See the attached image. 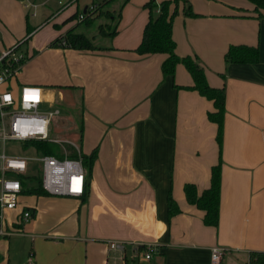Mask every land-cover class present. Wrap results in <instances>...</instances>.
<instances>
[{
  "label": "crops",
  "instance_id": "0c3cea01",
  "mask_svg": "<svg viewBox=\"0 0 264 264\" xmlns=\"http://www.w3.org/2000/svg\"><path fill=\"white\" fill-rule=\"evenodd\" d=\"M148 1L120 8L113 37L99 27H113L118 14L101 8V43L78 51L50 44L70 29L81 34L69 19L103 0H0V32L10 38L0 54L25 39L27 59L11 86H40L42 110L67 97L82 136L63 141L81 152L80 139L87 154L97 148L87 200L33 197L23 235L0 238V264H212L215 248L224 250L220 264H247L250 253L264 252V10L259 17L248 0H190L197 17L179 14L172 24L176 55L197 58L208 85L225 88L219 219L210 227L183 187H209L219 158L217 127L207 119L213 106L185 89L193 81L183 65L163 76L166 55L135 52ZM231 45L258 48V61L226 64ZM168 194L179 209L170 218ZM140 246L155 248L149 260Z\"/></svg>",
  "mask_w": 264,
  "mask_h": 264
},
{
  "label": "trees",
  "instance_id": "16d2710c",
  "mask_svg": "<svg viewBox=\"0 0 264 264\" xmlns=\"http://www.w3.org/2000/svg\"><path fill=\"white\" fill-rule=\"evenodd\" d=\"M113 0H103V2L96 6V13L98 11L99 17L102 13L99 11L105 5ZM254 5V11L260 17V10H264V0H248ZM179 4L183 6L184 17H197L193 13L190 0H164L160 3H156L155 0H149L143 8L148 12V20L145 24L142 32V38L135 49V52L139 55L149 54H164L166 58L161 64V72L163 76H173L175 68L178 64L184 66L186 71L192 78V86L185 87V89L196 91L201 97L207 99L212 103L213 110L207 113V119L214 123L217 127L216 131V143L218 145L219 158L216 165L211 167L210 170V182L209 187L203 190L201 193L197 192L196 187L193 184H185L183 187V193L185 200L188 204L195 206L202 211V222L205 226L216 227L219 219V202H220V188H221V159L220 151L223 139V122L225 115V88L210 87L205 77V70L200 64L197 58L190 56L179 57L175 53V42L172 39V24L175 16L177 15V7ZM89 11L86 8L85 16L82 20H79V15H73L69 20L76 19L79 23L85 22L86 24L93 21L90 19L95 13ZM95 17V18H96ZM118 19L111 28L99 27V35L113 37L116 34ZM30 34L27 26V35ZM20 42V41H18ZM25 42V39L21 40V45ZM64 42V46L61 43ZM51 47L70 48L78 51H89L97 49L91 39L87 38L83 34L75 33L74 29H70L62 36L56 38L51 44ZM258 48L247 45H231L228 47L224 61L226 64H254L258 61ZM24 63V62H23ZM79 134H82V125L79 128ZM29 146L35 148L38 153L53 156L56 158H63L65 151L71 152L70 158H80L82 165L86 171L85 191L81 196V201L84 202L88 198L91 179L92 168L97 158V148L93 149L89 154L85 155L74 151L73 147L68 144L58 145L48 141H31ZM37 177L33 176L28 181L22 179L21 184L23 187V195L42 196L47 195L41 188V179L38 177V184L36 187H32L30 182ZM32 216L34 217L35 211L31 209ZM179 213V209L172 199L171 195L167 197V215L168 218L175 216ZM138 251L147 250L146 246H140ZM224 254V253H223ZM247 264H264V252H252L249 255Z\"/></svg>",
  "mask_w": 264,
  "mask_h": 264
},
{
  "label": "built area",
  "instance_id": "2783aa9c",
  "mask_svg": "<svg viewBox=\"0 0 264 264\" xmlns=\"http://www.w3.org/2000/svg\"><path fill=\"white\" fill-rule=\"evenodd\" d=\"M95 7H88L89 11L92 13ZM84 16L80 14L79 20ZM20 44L21 41L0 54V238L22 232L24 225L33 218L31 209L19 203L23 195L21 180L28 181L36 176L30 172L33 168L36 167L40 173L41 188L49 196L81 198L86 182V171L80 158L47 156L28 145L31 141H48L58 145L67 143L79 152L72 142L50 138V125L54 117L60 115V110L41 109L43 97L40 86H11V81L27 59L19 48ZM61 45L64 46V42ZM10 142L22 144L23 153L29 147L34 149L37 156L9 154L6 146ZM64 152L67 151L64 149ZM12 213L13 217L8 220ZM110 247L115 249L116 245L111 244ZM146 247L142 255L149 260L155 248ZM135 251L138 252L137 249ZM223 253L222 248L213 249L211 263L220 264Z\"/></svg>",
  "mask_w": 264,
  "mask_h": 264
},
{
  "label": "rangeland",
  "instance_id": "374dc122",
  "mask_svg": "<svg viewBox=\"0 0 264 264\" xmlns=\"http://www.w3.org/2000/svg\"><path fill=\"white\" fill-rule=\"evenodd\" d=\"M97 1L100 2L101 0H97ZM119 1L120 0H113L110 3H108L107 5H105L103 7L104 8L103 9L104 12H106V11H114L115 10L116 15L119 14L121 12L120 8H122V6L125 3H127L128 0H121L122 3H121V5H119V8L116 10V8H115L116 6L114 7V5L115 4L117 5L119 3ZM190 5H191V1H190ZM191 8H192V6H191ZM94 9L96 10L97 8L95 7ZM182 11H183V6H182V4H179L178 7H177V15L175 16V18L179 14L183 15ZM192 11H193V9H192ZM94 13L96 14V11ZM105 21H106L105 17H101V18L99 17L97 20H94L90 25H87V24L81 22L79 24L78 28H77V31L81 32V34H84L85 36H87V38L91 39L92 42H94L95 44H99V43H101L102 40L97 35L98 25L101 24V23H104ZM110 27L112 28V26H110ZM11 33H12V35L15 36V32L12 31ZM93 36H96V38L94 40L92 39ZM5 37L6 36L3 35V33L0 32V45H1V41H3L5 43V47H7V41L10 40V38L7 36L6 39H5ZM22 50L24 51V47H22ZM2 52L3 51H1V53ZM52 88L54 89V87H52ZM62 89L65 90L64 88H62ZM68 100L69 99L67 97L65 98L64 101L63 100L62 101H57L56 100V103H55L54 107L48 108L49 110H51L53 108H59L60 111H61L59 116L54 117V119H53V121H52V123L50 125V133L49 134H50V138L51 139L55 138V139H60V140H64V139L67 140V139H69L71 137L74 138L77 135H79V137L82 136V135L79 134V128L81 126V121H80V119H78L79 112H78V110L75 111L71 106H69V103H68L69 101ZM73 116H76L74 121H73V119H74ZM68 117H69V119H68ZM69 120H72V121H69ZM76 144L78 145V147L81 148L80 149L81 153L87 155V151H86L85 147L82 146L80 139L76 142ZM6 148H7V152L9 154H15V155L26 154V155H29V156H32V157H36L37 156V154L35 153L34 149H32L30 147L27 150H25V153H23L24 151H22V144H20L18 142H10V143H8ZM23 149H25V148H23ZM74 151L77 152V154H79V152L76 149H74ZM70 153L71 152L67 151V152H64V155L69 157ZM30 172L32 174H35L36 177H37L35 180L30 182V185L32 187H36L37 184H38V177L40 178V173L36 171V167L33 168ZM42 196H48V195H42ZM33 197H37V196L22 195L21 198L19 199L20 205L27 207V205H29L31 203V200H32ZM11 217H12V215L8 216L7 219L11 220ZM32 219L33 218H31L30 221ZM45 227L46 226H42L38 230H40V231L44 230ZM35 232H37V231H35ZM23 233L24 232L22 230V232H20L18 234L23 235ZM132 248L133 247H130V246L126 247V254L128 256L133 253L132 252ZM116 251L121 253V251H119V250H116Z\"/></svg>",
  "mask_w": 264,
  "mask_h": 264
}]
</instances>
